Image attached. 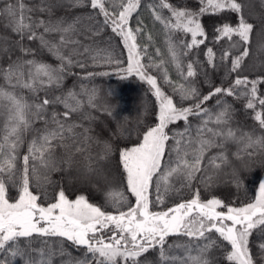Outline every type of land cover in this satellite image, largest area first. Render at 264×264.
<instances>
[{
  "label": "snow or ice",
  "instance_id": "6c2138e0",
  "mask_svg": "<svg viewBox=\"0 0 264 264\" xmlns=\"http://www.w3.org/2000/svg\"><path fill=\"white\" fill-rule=\"evenodd\" d=\"M141 3L142 0H121L117 8L113 0H67L68 9L90 10L87 15L45 21L33 20L27 15L35 10L27 7L24 0H0V19L6 21L4 27L19 37L14 45L5 41L8 47L0 48V54L7 56L18 49L24 56H35L36 53L24 47L22 42L39 40L41 50L58 61L49 64L20 56L12 60L9 56L8 67L0 68V73L13 88L19 85L36 92L45 84L59 87L73 67L85 68V61L91 59L101 66L115 64L120 72L146 81L159 102L158 123L143 134L140 143L119 150L121 172L114 175L107 166L114 150L111 143L104 142L103 152L94 166L92 157H86L89 163L84 165L82 176L89 182L106 186L107 200L117 207L116 213H109L94 206L84 195L69 199L62 189L55 195V202L44 206L39 203L41 196L31 190L34 181L37 187L40 186L42 169L55 167L58 150L62 149L67 157L63 162L71 164L76 154L85 151L83 145L92 139L87 135L90 129L77 132L81 125L73 121V114L80 112L82 107L77 99L79 94L68 90L66 95L28 104L12 92L0 91V99L7 101L4 105L5 127L10 129L4 135V142L0 143V264H118V260H123L124 264H215L213 251L221 247L227 251L223 242L231 248L227 251V261L264 264V242L258 244L259 258L249 247L253 230L264 240V182L259 185L254 203L242 207L227 206L226 212L217 210L224 207L220 199L204 202L198 191L191 199L166 210H152L163 205L170 192H179L176 184L191 187L197 173H202V183H210L209 168L218 169L217 160L226 158L223 153L219 156L207 154L214 148L223 149L225 141L243 143L246 149L264 148V136L255 137L254 132L242 131L237 134L238 130H233L232 105L223 99L243 97L247 109H255L257 101L264 107V98L258 95V85L264 86V76L250 79L241 74L257 36V47L264 51V18L257 31L245 15L246 9L255 7L252 0H198V11L174 6L167 0L147 5L165 28L171 26L191 35V42L183 45L189 52L205 44L207 39L202 17L218 16L225 11L237 14L235 25L223 21L212 26L217 43L222 38L229 41H233L234 36L238 38L230 47L237 49L239 54L233 58L226 50L221 56L222 62L228 60L231 65L229 74H236L227 88L217 86L207 94H201L191 81L197 75L195 62L187 64L185 75L176 47L169 39L171 62L176 64L182 78L189 81L187 87L181 84L178 88L173 86V90L179 92L181 101H192L190 107H178L157 85V79L149 74L151 68L162 69L164 61L160 64L142 62V53L147 55V46L141 49L137 43V34L143 30L139 26L141 22H137L134 30L129 25L130 17ZM259 5L264 10V0H259ZM54 7V4H45L39 11L51 14ZM157 9H167L171 17L164 18ZM101 16L102 20L99 19ZM105 28H110L122 39L128 53L127 67H120L121 61L114 58L109 48H101L95 39ZM40 29L42 31L38 33ZM45 34L54 38L46 39ZM206 55L207 63L215 68L213 48L208 47ZM87 75L91 77L94 73ZM164 79L171 84L166 71ZM88 96L91 104L95 91H90ZM214 97L219 109L216 112L204 107ZM56 105H63L64 110L58 111ZM190 117L200 118L195 128ZM36 120L41 121L43 127L36 130L28 154L23 155L22 165L18 168L17 149L21 134ZM255 120L264 129L261 112H256ZM179 121L184 123L183 130L170 135V130L166 129ZM210 123L217 127H209ZM8 184L18 189L14 201L8 197ZM117 184L126 187L134 197V203L128 204L125 192L114 187ZM123 204H128L127 211L120 210ZM228 221L231 224L226 223ZM169 237L176 239L169 243ZM70 248L80 250V255H73ZM149 253L154 254L151 259Z\"/></svg>",
  "mask_w": 264,
  "mask_h": 264
},
{
  "label": "trees",
  "instance_id": "16d2710c",
  "mask_svg": "<svg viewBox=\"0 0 264 264\" xmlns=\"http://www.w3.org/2000/svg\"><path fill=\"white\" fill-rule=\"evenodd\" d=\"M121 0H113L118 8ZM168 3L177 7H186L190 10L198 11V0H167ZM247 2V0H246ZM255 7L246 9L245 15L249 22L254 24V28L259 30L261 19L264 18V10L260 8L259 0H252ZM27 7L35 11L27 13L32 16L33 20L40 19L47 21L51 18L53 21L57 19H65L73 16L87 15L90 9H68L67 0H24ZM159 0H142L141 7L132 14L129 20L130 27L134 30L140 21L139 25L142 27V32L137 34V43L141 49L147 46V55L142 53V62L145 64L156 63L160 64L162 61L163 68H151L149 74L157 79V85L161 88L166 96L173 99V102L178 107H190L192 101L180 99L178 91L173 90V86L177 88L183 84L187 87L189 81L182 78L180 72L176 68V64L171 62V53L169 52V39L175 45L176 52L179 56L181 66L184 68L186 75V66L189 62H195L194 68L197 72L196 77L191 78L193 86H195L201 94H207L213 87L227 88L235 78V73L229 74L230 63L228 60L221 61V56L224 51H229L232 57L239 54L238 50L231 48L230 45L237 37H233V41L227 38H222L218 43L214 38L213 24L219 25L223 21H231L233 25L237 22V14L224 13L217 15H205L201 18L202 25L207 32V39L205 44L198 48H193L190 52L184 48V43L191 42V35L185 34L183 31L172 28H165L164 23L155 19L153 10L148 8L149 4H158ZM45 4H54L51 14L48 12H41L39 9ZM63 5V6H61ZM109 6L110 5H106ZM157 11L164 17H171V13L167 9H157ZM251 11V15H249ZM102 20V16L99 17ZM6 21L0 19V48H7L8 44L5 41L11 42L13 45L19 37L11 33L4 25ZM172 24L175 20L172 19ZM38 33L42 29L37 30ZM135 34V33H134ZM152 39L149 40L148 37ZM46 39H53L54 37L45 34ZM101 48H109L114 58L121 61L120 67H127V49L123 45L120 37L111 32L110 28H105L99 37L95 38ZM199 39V37H198ZM257 36L250 49V56L246 58L242 75L248 76L250 79H255L264 76V51L257 47ZM23 46L31 48L36 55L24 56L18 49L14 52H9L7 56L0 54V68L6 69L8 67L7 60L10 56L15 60L18 56L24 59H36L38 62H46L49 64H56L58 61L54 59L47 51H42L39 40L23 41ZM110 46V47H109ZM208 47L213 48L214 63L216 67L213 68L207 63L206 50ZM159 50V54H157ZM187 52V55L184 53ZM149 57L152 60H149ZM85 68L73 67L70 73L65 77L64 82L59 87L45 84L38 87L36 92L28 88H23L17 85L13 88L4 79L3 74L0 73V91L12 92L14 95L22 98L28 104H35L41 102L44 98H52L54 96L66 95L68 90H72L79 95L77 99L80 101L82 107L80 112L73 114V121L81 127L76 129L77 132H82L84 129H90L87 133L92 139L86 142L83 147V153L76 154L73 157L72 163H65L67 159L63 150H58L55 154L56 165L52 170H41L40 186L37 187L35 181L31 186L34 194L41 196V203L44 206L55 202V195L62 189L65 191L69 199H75L79 195H84L86 199L94 206H99L103 211L109 213H116L117 207L107 200L106 192L108 189L101 184L100 188L90 186L89 181L86 184L80 185L83 177L79 176L84 170V165L89 163L86 159L89 155L92 157V164L99 159L103 152L104 142L113 145L112 155L107 162V166L112 173L118 174L122 168L118 167L119 150L125 147H133L142 141L143 134L158 123L159 102L157 101L154 90L146 81L140 80L138 76H128L118 70L115 64H94L91 59L85 61ZM164 71L167 72V78L171 84L166 83L164 79ZM94 73L91 77L87 74ZM100 72H106L108 75H98ZM26 79V78H25ZM15 84V81H13ZM258 95L264 98V86L258 85ZM95 91V98L89 103L88 93ZM229 104L232 105V121L231 127L233 130H238L247 133H255V137L264 136V129L259 127V122L255 120L257 111L261 112L264 118V107L256 103L255 109H247L246 99L243 97H223ZM7 101L0 99V143L4 142V135L6 131L5 122L7 115L4 110V105ZM58 111H63V105L55 106ZM204 107L212 112L218 111L216 104V97L205 103ZM121 117V118H120ZM193 128L200 123V118L190 117ZM43 124L36 120L30 125L28 130L21 134L20 147L17 149L18 160L17 167L22 165L23 155L28 154V147L36 135V130L41 129ZM184 127L183 121L176 122L169 125V134L173 132L182 131ZM209 127H217L214 124H209ZM120 131V132H119ZM254 137V138H255ZM252 152L254 155L249 156ZM223 153L225 160H217L220 165L218 169L209 168V174L212 176L210 183L205 185L201 182L202 173H197L196 179L192 181L191 187H181L176 184L179 192L173 191L165 196L164 204L153 207V211L166 210L167 208L175 206V204L191 199L198 191L202 201L206 202L208 199L217 198L223 202L224 207L218 208V211L227 210V206L242 207L249 203H254L256 193L260 182L264 179V148H247L243 143L228 140L225 141L223 149L214 148L207 155L219 156ZM206 163V160H205ZM93 182V181H92ZM96 183V182H95ZM120 191H124L128 197V204L134 203V197L126 191L124 185H114ZM18 189L11 184H8V197L10 201L17 198ZM128 204H123L120 210L127 211ZM218 237V234H215ZM176 238L169 237L168 242L172 243ZM222 240V238H220ZM264 242L259 233L253 230V234L249 238V247L253 255L259 258L258 244ZM230 251V245L223 242ZM73 255H80V250L70 248ZM227 251L223 247L215 249L212 253L215 264H233V262L226 260ZM151 259L154 254L149 253ZM142 259V257H141ZM118 264H124L123 260H118Z\"/></svg>",
  "mask_w": 264,
  "mask_h": 264
},
{
  "label": "rangeland",
  "instance_id": "374dc122",
  "mask_svg": "<svg viewBox=\"0 0 264 264\" xmlns=\"http://www.w3.org/2000/svg\"><path fill=\"white\" fill-rule=\"evenodd\" d=\"M120 118H121V117H120ZM119 132H120V131H119ZM79 176L83 177L82 174H79ZM83 181H84V182H80L79 184H80V185H82V184H86V182H87L86 179L83 178ZM261 182H264V179H263ZM261 182H260V183H261ZM89 185H90V186H94L95 188H97V187L100 188V187H101V184L95 183L94 181L91 182V183H89ZM102 185H103V184H102ZM259 185H260V184H259ZM258 194H259V186H258V189H257L256 197L258 196ZM255 199H256V198H255ZM254 202H255V201H254ZM226 223L231 224L230 221H228V222H226ZM107 234H110V233H106V235H107Z\"/></svg>",
  "mask_w": 264,
  "mask_h": 264
}]
</instances>
